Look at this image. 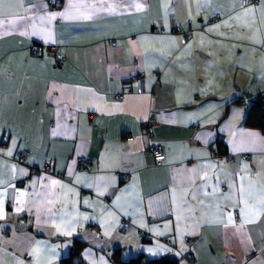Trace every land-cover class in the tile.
<instances>
[{"label":"crops","instance_id":"1","mask_svg":"<svg viewBox=\"0 0 264 264\" xmlns=\"http://www.w3.org/2000/svg\"><path fill=\"white\" fill-rule=\"evenodd\" d=\"M48 1L0 8V264H264V0Z\"/></svg>","mask_w":264,"mask_h":264},{"label":"built area","instance_id":"2","mask_svg":"<svg viewBox=\"0 0 264 264\" xmlns=\"http://www.w3.org/2000/svg\"><path fill=\"white\" fill-rule=\"evenodd\" d=\"M258 2H259V0H241V6L245 7L248 5H256V4H258ZM48 5L51 8H56V7H59L61 5V1L60 0H49ZM177 30L179 32L183 31L181 27H178ZM184 39H187V36H184ZM44 49L49 54L53 55V57L56 60L57 65L60 68H63L64 62H63V57H62V54L60 53L59 48L57 46H46ZM44 49L38 45H33L32 47H30V53H32L34 55H40V54H42ZM138 77H140V75H138ZM258 96H259V94L256 96H250V95L244 94L239 89L237 92V96L235 98V101L241 103L243 106H247L251 99L258 97ZM115 98L117 100H122L123 95L122 94H116ZM153 125H154V123L152 121L151 116L148 117L147 119H145L144 121H142L141 129H142V132L144 133V135L150 136ZM130 138H131V135L127 134L126 139H130ZM145 151L152 156L154 163L156 165H160L164 161L165 156H166L164 147L161 143H156V142L148 143L145 147ZM29 155H30V151L26 148H23V149L17 151V153L15 154V160L19 163H22L23 160L26 157H28ZM243 157H248V156L243 155ZM228 160H231V157H228ZM91 162H92V159L87 158V157H81L78 159L76 169H78V170L88 169ZM29 169L32 172L33 171H41L44 173H53V163H52V161H50L48 164L44 165L40 169H37L34 166H29ZM128 227H129L128 221H122L121 229L124 231V230H127ZM8 231H9V227H7V226L3 227L4 233H7ZM139 234H140V236L145 235L144 231H139ZM168 241L169 240L166 239V242H168ZM184 242L187 244V243H189V240L185 239Z\"/></svg>","mask_w":264,"mask_h":264},{"label":"trees","instance_id":"3","mask_svg":"<svg viewBox=\"0 0 264 264\" xmlns=\"http://www.w3.org/2000/svg\"><path fill=\"white\" fill-rule=\"evenodd\" d=\"M244 124L252 127L259 128L264 132V99L255 97L248 103ZM82 244L77 242L73 254L62 260L61 264H73L72 258L78 256ZM115 264H177V258L172 255L161 256L158 258L145 260L142 255L131 258L128 261L114 260ZM77 264V263H74Z\"/></svg>","mask_w":264,"mask_h":264},{"label":"snow or ice","instance_id":"4","mask_svg":"<svg viewBox=\"0 0 264 264\" xmlns=\"http://www.w3.org/2000/svg\"><path fill=\"white\" fill-rule=\"evenodd\" d=\"M4 4H5V0H0V8H2L3 6H4ZM137 8H139L140 7V5L139 4H137V5H135ZM246 11H252V9H247ZM56 15H58V14H56V13H54L53 14V17H55ZM59 15H64L63 13H60ZM9 23H14L13 21H9ZM4 24V21H2V20H0V26H2ZM254 135V134H253ZM8 155H11L12 154V151H11V149H9L8 150V153H7ZM52 184H57V183H59L58 181H52L51 182ZM243 195H244V193H243V189L241 190V196L243 197ZM0 211H2V202H0ZM242 212H243V209L241 210ZM85 219H87V217H85ZM229 220H231V217H229ZM58 231H59V229H58ZM65 234H67V235H71V233L69 232V233H65ZM149 251H152L151 249H149Z\"/></svg>","mask_w":264,"mask_h":264}]
</instances>
